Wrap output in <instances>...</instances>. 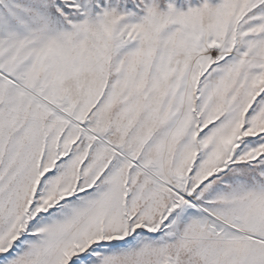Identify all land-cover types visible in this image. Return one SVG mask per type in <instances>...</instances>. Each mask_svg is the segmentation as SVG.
Wrapping results in <instances>:
<instances>
[{"label": "snow or ice", "instance_id": "snow-or-ice-1", "mask_svg": "<svg viewBox=\"0 0 264 264\" xmlns=\"http://www.w3.org/2000/svg\"><path fill=\"white\" fill-rule=\"evenodd\" d=\"M0 264H264V0H0Z\"/></svg>", "mask_w": 264, "mask_h": 264}]
</instances>
